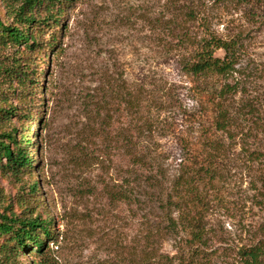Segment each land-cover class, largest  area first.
<instances>
[{"label": "trees", "instance_id": "1", "mask_svg": "<svg viewBox=\"0 0 264 264\" xmlns=\"http://www.w3.org/2000/svg\"><path fill=\"white\" fill-rule=\"evenodd\" d=\"M63 2L27 0L20 8L16 17L23 27L41 26L38 39L0 21L3 42L33 40L29 48L37 66L26 67L25 80L33 82L32 76L46 73L45 60L63 33ZM162 2L159 15L148 22L158 27L157 35L167 36L162 44L166 53L175 54L187 74L224 81L210 89L206 121L173 126L152 121V112L164 103L157 89L148 90L152 83L124 80L117 85L122 93L116 92L115 110L124 121H117L113 137L107 132L112 127L111 109H106L110 104L103 96L99 108L107 110L102 121L106 150L117 153L120 164L114 170L123 175L108 198L124 204L129 213L126 236L115 244L114 256L95 264H264V0ZM42 5L45 16L36 21L32 12ZM229 6L234 14L241 13L243 23L235 24ZM221 25H226L223 31ZM22 134L21 140L13 133L0 137V159L19 171L31 170L30 190L37 194L34 146ZM168 134L174 138V153L164 144ZM235 187L234 208L244 220L236 244L215 229L213 220L221 210L230 212L222 191ZM4 219L0 234L16 241V252L36 247L30 264H48L45 246L55 233L53 218Z\"/></svg>", "mask_w": 264, "mask_h": 264}, {"label": "rangeland", "instance_id": "2", "mask_svg": "<svg viewBox=\"0 0 264 264\" xmlns=\"http://www.w3.org/2000/svg\"><path fill=\"white\" fill-rule=\"evenodd\" d=\"M26 1L0 0V21L27 29L38 39L41 26L25 28L16 17ZM63 1V33L45 60V75L35 74L33 82L24 79L26 67L37 66L29 48L33 40L16 44L0 38V137L13 133L21 140L22 133L29 135L39 180L33 194L31 170L19 171L7 165L6 158L0 159V222L6 221L4 217L53 218L55 233L45 246L48 264H95L113 257L115 244L127 233V207L108 198L123 177L114 170L120 161L115 151L106 150L102 133L108 109L111 137L117 121H124V115L119 118L115 111L116 92L122 93L117 85L126 79L138 85L152 83L148 90L157 89L164 101L162 109L152 112V121L174 126L180 121H206L210 89L224 80L187 74L179 58L166 53L162 44L167 36L157 35L158 27L148 22L159 15L162 0ZM230 8L235 24L243 23L241 13ZM44 10L42 5L32 12L36 21L44 18ZM103 96L110 104L107 110L99 108ZM167 137L164 144L174 153L173 135ZM237 192L236 187L222 191L230 212L221 210L213 218L215 229L235 244L244 224L234 208ZM10 237L0 234V264H30L36 247L16 252V241Z\"/></svg>", "mask_w": 264, "mask_h": 264}]
</instances>
